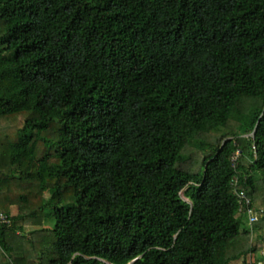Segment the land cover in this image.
<instances>
[{
    "label": "trees",
    "instance_id": "trees-1",
    "mask_svg": "<svg viewBox=\"0 0 264 264\" xmlns=\"http://www.w3.org/2000/svg\"><path fill=\"white\" fill-rule=\"evenodd\" d=\"M0 213V264L264 260V0H0Z\"/></svg>",
    "mask_w": 264,
    "mask_h": 264
},
{
    "label": "built area",
    "instance_id": "built-area-1",
    "mask_svg": "<svg viewBox=\"0 0 264 264\" xmlns=\"http://www.w3.org/2000/svg\"><path fill=\"white\" fill-rule=\"evenodd\" d=\"M240 150L237 151V153L233 156L232 158V162L234 164H236L237 159L240 157ZM238 181H236L234 183L235 187L237 186ZM239 194V197L241 198L242 201H245V206L248 207V213L250 216V222L251 224H255L256 222L259 221V213L254 211L252 208L249 207V199L247 198V195L244 191H241ZM11 224V220L10 218L4 214V213H0V226L6 225V226H10Z\"/></svg>",
    "mask_w": 264,
    "mask_h": 264
},
{
    "label": "rangeland",
    "instance_id": "rangeland-1",
    "mask_svg": "<svg viewBox=\"0 0 264 264\" xmlns=\"http://www.w3.org/2000/svg\"><path fill=\"white\" fill-rule=\"evenodd\" d=\"M182 197L186 200L185 196H184V193H182ZM42 218V224H41V227L38 226L37 228L34 227H27L26 230L24 231V235L25 234H31L32 231L36 232L37 235H36V239H37V242L41 239H44V240H47L46 236H44V233L42 232V229L43 228H52L51 226H53V222L50 221V219H46L44 218V215ZM35 228V229H34ZM20 234V233H19ZM41 242H43L41 240ZM255 244H257V242H255ZM259 253V255H258ZM256 253L253 257V261H254V258L256 259L257 257L261 256V254L264 256V242L260 244V251ZM257 264H264V260H262L261 262H258Z\"/></svg>",
    "mask_w": 264,
    "mask_h": 264
}]
</instances>
